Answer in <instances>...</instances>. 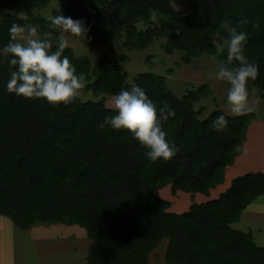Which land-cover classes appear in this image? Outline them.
<instances>
[{
  "label": "trees",
  "instance_id": "16d2710c",
  "mask_svg": "<svg viewBox=\"0 0 264 264\" xmlns=\"http://www.w3.org/2000/svg\"><path fill=\"white\" fill-rule=\"evenodd\" d=\"M48 2L0 0V47L8 42L13 23H25L9 9L31 17ZM81 10L94 46L125 36L127 49H144L159 39L164 26L168 53H204L220 62L226 61L228 35L221 22L228 20L248 34L244 54L259 68L249 89L264 100V0H67L58 14L77 19ZM244 18L249 23L240 24ZM40 22L49 28L46 18ZM45 39L56 50L58 42ZM63 55L84 75L81 90L102 94L99 99L78 96L53 106L8 93L14 66L0 56V215L21 228L37 222L81 225L96 240L88 264H150L151 251L164 239L166 264H264V247L250 232L231 226L264 193V173L238 176L219 197L193 202L181 213L168 211L169 202L159 194L166 183L173 190L203 194L222 183L255 114L214 110L202 118L199 92H211L207 84L179 98L164 76L144 72L127 82V72L109 56L92 70L88 57L76 56L69 47ZM132 85L175 110L164 125L167 138L180 148L170 161L149 162L128 131L98 128L105 116L116 114L107 106L110 98ZM221 114L227 126L214 131L212 121Z\"/></svg>",
  "mask_w": 264,
  "mask_h": 264
},
{
  "label": "clouds",
  "instance_id": "9594fccd",
  "mask_svg": "<svg viewBox=\"0 0 264 264\" xmlns=\"http://www.w3.org/2000/svg\"><path fill=\"white\" fill-rule=\"evenodd\" d=\"M46 20L50 29L80 40H84L89 31L84 20L73 19L63 13L49 14ZM247 23V18L240 21V24ZM257 26L253 24V27ZM221 27L228 33L223 41L227 57L226 61H221L214 71L209 72V78L229 86L227 106L233 116H242L254 110L249 102V82L257 79L259 68L244 54L248 34L238 31L228 20L222 21ZM8 33V42L0 47V56L8 58L9 64L14 66L6 82L8 93L25 99H43L53 106L61 103L67 105L80 95L85 77L82 73L77 74L75 65L63 55V50L68 46L67 39H61L56 50H52L50 40L38 38L36 26L26 28L13 23ZM107 106L116 114L105 116L98 128L128 131L145 149L144 155L149 162L170 161L180 151L167 138L168 133L164 129L169 118L175 116V110L167 102L158 105L140 86L132 85L113 95ZM226 126L224 114L217 116L211 124L214 131H223Z\"/></svg>",
  "mask_w": 264,
  "mask_h": 264
},
{
  "label": "rangeland",
  "instance_id": "374dc122",
  "mask_svg": "<svg viewBox=\"0 0 264 264\" xmlns=\"http://www.w3.org/2000/svg\"><path fill=\"white\" fill-rule=\"evenodd\" d=\"M66 1L67 0H49L45 6L34 10L31 17L20 9H9V11L23 19L25 21L23 26L26 28L36 26L38 29V38H52L57 42L61 39H67V47L72 49L76 56L88 57L92 70L96 69L103 56H109L113 62L118 63L123 70L127 72V82H131L132 78L138 73L153 72L156 75L164 76L168 86L179 98L187 95L189 90L201 89L203 85L207 84L211 92L208 93L204 91L206 92H203L204 94L199 92L201 99L198 105H201L204 110L201 117L205 118L214 110H223L225 113L231 114L230 108L226 103L227 89L229 86L224 82L209 78V72L214 71L215 66L220 63L217 58L204 53L192 57L175 49L168 53L164 48V44L167 42V33L169 30L164 26H161V35L159 39L155 40L144 49L131 50L127 49L125 45V36L112 41L106 46H94L93 41L88 36H86L84 40H80L75 36L62 35L50 28H45L44 25L41 24L40 19L46 18L49 14H58ZM77 19L85 21L82 10L78 14ZM153 19L157 21L156 17ZM45 33L49 35L45 36ZM79 96L83 99H99L102 94L94 96L91 91L81 90ZM249 102L250 106L264 118V100L260 98L257 91L249 89ZM222 183H219L218 186L216 185V193L224 188ZM172 187L171 183L162 185L159 188V194L161 198L169 202L168 211L176 210L180 213L184 212L188 206V202L190 203L193 200L189 199L191 193L181 189L173 190ZM0 219L8 221L10 224L12 221L9 217L7 218L4 216H0ZM32 226L60 228L61 230H59V232H61V234L58 237H62L64 243H77L78 248L86 253H88L90 248L96 246V240L90 238L87 235L86 229L77 223L67 224L61 222L47 224L44 222H37ZM166 243L167 240L164 239L151 251L149 255L150 264H166L164 260ZM62 245L64 244L62 243Z\"/></svg>",
  "mask_w": 264,
  "mask_h": 264
},
{
  "label": "crops",
  "instance_id": "0c3cea01",
  "mask_svg": "<svg viewBox=\"0 0 264 264\" xmlns=\"http://www.w3.org/2000/svg\"><path fill=\"white\" fill-rule=\"evenodd\" d=\"M252 112L255 116L247 128L242 151L225 169L224 188L218 193V185L208 194L191 193L189 199L193 200L188 202L186 210L193 202L202 203L219 197L238 176L249 172L264 173V118L257 111ZM231 226L250 232L256 245L264 247V193L257 196ZM59 230L48 226L21 228L12 221L10 224L0 219V264H88L87 253L79 249L77 243H64L63 238L58 237Z\"/></svg>",
  "mask_w": 264,
  "mask_h": 264
}]
</instances>
